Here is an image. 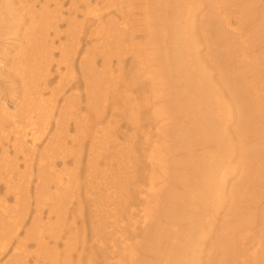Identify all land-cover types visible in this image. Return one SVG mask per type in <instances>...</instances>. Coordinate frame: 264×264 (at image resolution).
<instances>
[{
  "label": "bare ground",
  "instance_id": "6f19581e",
  "mask_svg": "<svg viewBox=\"0 0 264 264\" xmlns=\"http://www.w3.org/2000/svg\"><path fill=\"white\" fill-rule=\"evenodd\" d=\"M37 1L21 5L26 15L19 20L27 23L20 27L22 40L15 50L0 45V253H22L27 240L50 247L43 240L46 234L53 246L57 242L55 233L47 232L49 216H64L63 206L74 191L71 180L77 179L63 178L52 157L40 153L34 167L36 215L28 225L29 170L49 119L56 114L59 132L66 112L73 115L75 129L84 134L88 130L90 150L98 149L96 156L104 163H88L85 199L90 220L78 229L71 225L64 240V250L75 253H40L34 264H44L46 256L50 264H240L245 257L251 264H264V60L236 52L247 39L242 28L264 26V0H70L69 19L63 18V0H44L35 9ZM98 4L113 12L101 11ZM256 5L259 13L242 21L245 9L254 11ZM76 11L86 22L77 20ZM64 22L66 29L61 30ZM91 22L95 38L88 36L93 44L84 50L82 34ZM138 31L141 38L134 40ZM104 41L117 66L109 58L97 71L95 44ZM208 44L220 48L211 55ZM123 50L131 51L129 82L136 81L142 98L130 101L131 132H123L120 140L118 130L99 135L90 113L98 110L102 94L95 73L116 82L113 73L120 72ZM67 58L77 60L85 92L82 99L69 92L55 105L57 98L45 95L51 65L55 62L61 80L62 64L73 69ZM159 63L165 68L159 69ZM164 75L168 94L146 95ZM6 80L11 87L18 83L19 89H6ZM78 86L74 81L69 87ZM108 87L102 89L108 93ZM115 96L106 95L105 100L114 103ZM81 107L84 115H79ZM10 133L14 155L23 153V171L2 143ZM72 139L80 152L82 138ZM111 141L113 151L108 153ZM51 178L54 191L48 186ZM40 203L47 205L46 221ZM76 206L77 211L83 208L79 201ZM88 233L93 242H88ZM20 236L25 240H18Z\"/></svg>",
  "mask_w": 264,
  "mask_h": 264
},
{
  "label": "rangeland",
  "instance_id": "374dc122",
  "mask_svg": "<svg viewBox=\"0 0 264 264\" xmlns=\"http://www.w3.org/2000/svg\"><path fill=\"white\" fill-rule=\"evenodd\" d=\"M22 1V0H21ZM32 0H27V2L22 1V3H19L18 0H0V45L2 46H9L11 47L13 50H15V47H17L18 43L22 40L21 37V26L23 28V26L27 23L24 20L20 21L19 20V16H24L26 15L23 10L21 9V5L25 4L28 5L29 3H31ZM44 0H38L35 3V9H37L39 7L40 4L43 3ZM193 1V0H191ZM211 3L213 0H209ZM69 2L70 0H63V7L62 10L65 11L64 12V16L63 18L69 19L71 18V16H69L66 12V10H68L69 8ZM205 2H208V0H206ZM49 7L51 10H54V5L53 3L49 4ZM97 8H99L101 11L104 12H113V9H109V10H105L103 9V7H99V4L97 5ZM25 10L27 8H24ZM247 10L246 15L244 16V18L242 19V21L244 22H249L251 21V18L259 13L258 7L257 5L254 6V11H250L248 9ZM245 10H241V11H245ZM77 12V20L80 22L82 21L83 23L86 22L82 20L81 17V12L80 11H76ZM135 13H137V10H134ZM134 18L135 16L132 15ZM91 16L88 15V18H90ZM119 17V16H118ZM237 18H239V14H237L236 16ZM27 17H25L26 20ZM240 19V18H239ZM259 18L257 23H259ZM91 23L85 25L86 29L84 28V33L82 41V48L88 49V47L90 48L91 45L93 44V40H90L88 38V36H91L92 38H95L94 34H91L93 32H90L89 30H91ZM234 24V23H232ZM235 25V24H234ZM20 28V29H18ZM206 28H208V26H206ZM66 29V23L64 22L63 24H61V30H65ZM140 33L141 32H137L135 33V37H133L134 40H139L140 37ZM242 34L247 37L246 42L244 43V45H241L239 47H236V52L241 53L242 51H245L248 54H253V56L255 57V59L259 60V61H263L264 60V26L256 28V26H250L248 25L247 28L244 27L242 28ZM241 34V35H242ZM107 35V34H106ZM99 36H103V34H99ZM243 38V36H242ZM248 38L250 39V41L248 40ZM244 39V38H243ZM61 40L64 41V43H67L68 41L66 40L65 37H61ZM56 41V40H55ZM106 41H104L103 44H98L96 43L95 45H99V48L97 50V54L96 57H94L96 63V70L99 71L103 68V64L105 62H107V59L111 58V64L112 66H114V69L117 66V60L114 56H110V54L108 53L107 50H105V46L107 45V43H105ZM57 43L59 44L58 41L55 42V45H57ZM138 44L140 45V43L138 42ZM208 49H209V53L211 55H214L216 52V45L214 44H208ZM220 48V47H218ZM105 50V52H104ZM131 51H126L123 50L122 53H120V57L122 59V65L120 66V72H116L114 71L113 75L115 77V80H117L116 82H113V84L109 83V80H105L107 79V75H102V73H98L96 72V83L99 85V91L102 90V94L99 95V99L97 102V111L96 113L91 112L90 113V123H96L99 129V132L101 134L105 133H110L112 131H120L119 132V139L122 140L123 139V132H131V128L129 125V118H128V109H129V105H131L130 101H133V97L135 99L138 98H142V95L140 93H138L135 90V83L136 81H131L129 82V74H128V70L132 67L133 63L131 62L132 56L130 54ZM166 53V52H165ZM55 58L56 60H58L59 55L56 52L55 53ZM67 62H71L73 64V69L71 71H68L65 69V66H60V72L64 74L63 78L60 80L59 78V74H57L56 70H55V62L52 63L51 65V82H50V86L49 89L51 90L52 88L58 89V91H55L54 94H51L50 90L48 92L45 93V95L49 98H57L56 100V104H60L61 100H62V96L63 95H67L69 92L74 94V95H79V97L81 96V99L84 95L85 89L83 86V78L80 75V70L78 68V63L77 60H68L67 58ZM214 64V63H213ZM159 69H164L165 65L159 63V66H157ZM65 72V73H64ZM7 81V80H6ZM74 81L79 83L78 87H69L71 85V83H73ZM156 85L148 92H146V95H151V94H161L163 96H166L168 94L167 90H170V85L168 84V82L166 81L165 75L162 76V79H156ZM8 85H5V87H8L6 89H19V84L18 83H14L12 82L14 85L13 87L10 86V82L7 81ZM106 84H109L108 87V93H106L103 89L105 87ZM103 88V89H102ZM1 90V87H0ZM133 91V92H132ZM3 92L0 91V97L3 96ZM7 94V93H6ZM109 94L112 95H116L114 97V103H110V101L105 100L106 95L107 97L109 96ZM18 95V94H17ZM13 100V99H10ZM9 102V101H8ZM10 103V102H9ZM84 101L82 100L83 104ZM11 107L9 108V110L12 109V105H10ZM14 108V107H13ZM81 112V113H80ZM80 112L79 115H84V113H86V110L84 107L80 108ZM56 114L54 116H52L49 119V124L47 125L48 127L43 131V133H41V137L39 140L36 141V151H35V155H34V160L31 161V167L32 170H29L31 172V176L29 177L30 180V185H31V189L30 191L32 192L31 194V199H30V215L28 216L29 218V222L28 225L32 219V215H36L35 211H34V199L33 197H37L38 194L34 192V183H35V171H34V167H35V161L37 160L38 156L40 153H42L44 155V158L48 159L50 156L52 157V159L55 161V170L57 172H59L63 178L70 176V175H74L76 177V181H73V186H74V191L73 192H69V197H68V202L63 206L65 210V214L64 216L61 214L59 218H56L55 215L50 214L49 216V222L52 224L51 229H48L47 232L50 233V235H56V239L57 242L54 244L53 246V238L49 237L48 234L44 235V241L47 242V244L50 245L49 246H45V245H38L36 241L34 240H27L25 242H22V244H25V250L22 253H11V252H6V253H0V264H20L21 262H27L28 264H34V259L37 258L38 260L40 259V253H45L49 256V254L52 253H58L60 256H63L64 253H75V251H71L70 249H68L67 251L64 250V240L68 237V233H69V229L71 228V225H73L74 227L80 228L82 225L84 226H88L87 223L90 220V207L87 208V201L85 199V195H86V190L89 189L88 187V181H87V169H88V163L92 162L94 163L95 166H102V164L104 163L103 159H100L101 157H97V152L98 149H95L94 151H91V141H90V133L84 134L83 132L80 133V128L75 129L73 126V115H69L68 113H64V116H62V125H61V130L58 132L56 129V126L54 125L55 122V118H56ZM257 121H261V118H258ZM141 123V121H139ZM91 125V124H90ZM152 126V125H151ZM154 128V126H152ZM260 128V126L258 127ZM82 129V128H81ZM55 130V132H54ZM91 131V129H90ZM108 135V134H107ZM141 134H139L140 136ZM12 136L13 134L10 133L8 134L7 138H3L2 139V143L5 144L7 146V150H8V157L13 158L14 160H16V167L18 169V171H23L24 169V162L22 159L23 153L18 152L17 155H14L13 151H12V147H11V141H12ZM49 137H51V140L49 141ZM81 137V142L83 144V146L80 149V152H78V146L75 144L76 141H74L72 138H78ZM112 137V136H111ZM113 138V137H112ZM97 139V143L99 140V137L96 138ZM11 140V141H10ZM95 141V140H94ZM49 144L51 145L49 147ZM118 144V143H116ZM49 147V149H48ZM112 147V141L109 144V148H108V153L113 151L111 149ZM116 148V145L113 147ZM59 152H61V155L59 154ZM116 151L114 150V153ZM176 156H179V151L175 152ZM90 154V156H89ZM65 155V156H63ZM63 156V157H61ZM2 157L1 151H0V158ZM76 157H78L77 160ZM93 157L94 159H92L91 161H88L89 158ZM178 159V157H176ZM62 161H65V164L63 165L61 163ZM254 160V159H253ZM252 160V161H253ZM238 162V161H237ZM12 173H14V177L16 178V171L12 168ZM23 175V173H21ZM25 175V174H24ZM53 182L54 179L51 178V181L48 182V186L50 188L51 191L53 190ZM91 185H93V183H90ZM4 184L0 182V194L4 191L3 188ZM13 200H10V202H12ZM81 202L83 204V208L82 210H76L78 209L76 206V202ZM50 202H52V200H50ZM40 207H42L43 213L40 215L41 219L43 221H46L47 218L45 217V207H47V205H43L40 203ZM63 209V210H64ZM61 210V211H63ZM262 233H258L257 235H261ZM86 238L88 240V242H93L89 236V233L86 235ZM18 240H25L24 236H20L18 238ZM18 242H14V245H17ZM249 253V252H248ZM58 256V257H60ZM62 258V257H60ZM75 260V259H74ZM73 260V261H74ZM72 261V262H73ZM243 261H246L243 263ZM259 262H262V257L259 259ZM44 264H50V262L48 261V258L46 256V259L44 260ZM60 264H62L60 262ZM72 264H75L74 262ZM240 264H251L250 258L245 257L244 259L241 258V262Z\"/></svg>",
  "mask_w": 264,
  "mask_h": 264
}]
</instances>
